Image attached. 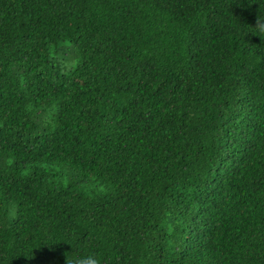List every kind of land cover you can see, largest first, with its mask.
<instances>
[{
	"label": "trees",
	"instance_id": "1",
	"mask_svg": "<svg viewBox=\"0 0 264 264\" xmlns=\"http://www.w3.org/2000/svg\"><path fill=\"white\" fill-rule=\"evenodd\" d=\"M259 16L0 0V264H264Z\"/></svg>",
	"mask_w": 264,
	"mask_h": 264
},
{
	"label": "clouds",
	"instance_id": "2",
	"mask_svg": "<svg viewBox=\"0 0 264 264\" xmlns=\"http://www.w3.org/2000/svg\"><path fill=\"white\" fill-rule=\"evenodd\" d=\"M253 28L255 29V34H258L259 36L264 34V16L257 17L256 25ZM66 264H102V261L98 254L91 252L80 256L75 260H70L67 257Z\"/></svg>",
	"mask_w": 264,
	"mask_h": 264
}]
</instances>
